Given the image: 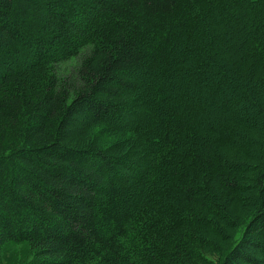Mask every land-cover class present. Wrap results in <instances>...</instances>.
<instances>
[{"label": "trees", "instance_id": "trees-1", "mask_svg": "<svg viewBox=\"0 0 264 264\" xmlns=\"http://www.w3.org/2000/svg\"><path fill=\"white\" fill-rule=\"evenodd\" d=\"M0 130V253L264 264V0H0Z\"/></svg>", "mask_w": 264, "mask_h": 264}, {"label": "rangeland", "instance_id": "rangeland-1", "mask_svg": "<svg viewBox=\"0 0 264 264\" xmlns=\"http://www.w3.org/2000/svg\"><path fill=\"white\" fill-rule=\"evenodd\" d=\"M76 67V60L67 61L59 66L58 73H60V75L63 74L62 77L65 78L66 81H70V79L72 78H70V76L75 73ZM66 76H68L69 79ZM123 135L124 134L122 132L113 133L111 131H108L103 126H96L85 135V140L88 142L98 141L101 144H108L114 140L120 139ZM203 255H205V257H208L209 259H212L210 256H206L208 255V253H206L205 251ZM33 257L34 248L30 244H7L0 253V264H27L33 259ZM201 263L206 264L204 261H201Z\"/></svg>", "mask_w": 264, "mask_h": 264}]
</instances>
